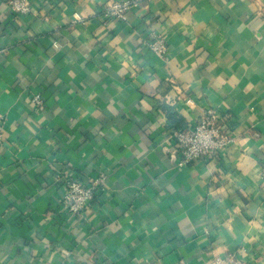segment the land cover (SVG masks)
<instances>
[{"label": "crops", "instance_id": "1", "mask_svg": "<svg viewBox=\"0 0 264 264\" xmlns=\"http://www.w3.org/2000/svg\"><path fill=\"white\" fill-rule=\"evenodd\" d=\"M8 1L0 264H264V0H143L124 20L103 12L120 0ZM206 109L235 143L179 169L171 131ZM100 171L103 197L67 213L64 181Z\"/></svg>", "mask_w": 264, "mask_h": 264}, {"label": "built area", "instance_id": "2", "mask_svg": "<svg viewBox=\"0 0 264 264\" xmlns=\"http://www.w3.org/2000/svg\"><path fill=\"white\" fill-rule=\"evenodd\" d=\"M142 1H108L103 12L107 17L124 20L126 12ZM8 7L9 11L16 14H26L29 11L27 0H9ZM146 46L155 55L165 56L167 47L163 37L150 33ZM31 103L34 108L39 109L42 103L41 95L32 96ZM229 120L230 118L226 115H220L213 109H206L195 124L172 130L171 158L175 167L181 169L193 161L206 159L210 156L222 158L228 148L235 143V138L230 131ZM4 123V117L0 115V143L3 139ZM261 179L264 182V165L261 168ZM104 182L105 174L101 171L88 184L76 179L65 180L63 200L65 211L71 215H81L95 197H103L105 194ZM210 262L211 264H249L234 254L214 255Z\"/></svg>", "mask_w": 264, "mask_h": 264}]
</instances>
